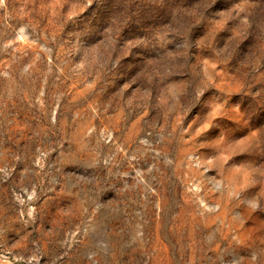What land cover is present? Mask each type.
Returning a JSON list of instances; mask_svg holds the SVG:
<instances>
[{
  "label": "rangeland",
  "instance_id": "rangeland-1",
  "mask_svg": "<svg viewBox=\"0 0 264 264\" xmlns=\"http://www.w3.org/2000/svg\"><path fill=\"white\" fill-rule=\"evenodd\" d=\"M0 264H264V0H0Z\"/></svg>",
  "mask_w": 264,
  "mask_h": 264
}]
</instances>
